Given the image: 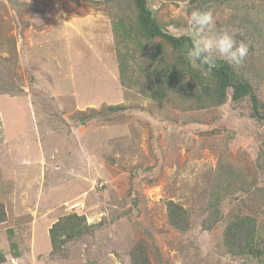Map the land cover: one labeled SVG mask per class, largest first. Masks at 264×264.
I'll return each instance as SVG.
<instances>
[{
  "label": "rangeland",
  "instance_id": "rangeland-1",
  "mask_svg": "<svg viewBox=\"0 0 264 264\" xmlns=\"http://www.w3.org/2000/svg\"><path fill=\"white\" fill-rule=\"evenodd\" d=\"M120 3L0 0L2 264H131L140 243L152 264H264L223 243L229 219L247 214L264 247V119L233 89L196 109L126 87L112 21L135 4ZM147 4L177 36H191L193 10L211 11L217 29L248 45L232 67L264 101L263 0ZM131 51L140 73L141 51ZM169 200L189 210L187 230L170 224ZM73 212L95 227L53 249L51 226Z\"/></svg>",
  "mask_w": 264,
  "mask_h": 264
},
{
  "label": "trees",
  "instance_id": "trees-1",
  "mask_svg": "<svg viewBox=\"0 0 264 264\" xmlns=\"http://www.w3.org/2000/svg\"><path fill=\"white\" fill-rule=\"evenodd\" d=\"M134 4V11H123L122 15H115L112 21L115 31L121 36V45H118L119 71L126 87L163 103L171 94L177 107L192 105L196 109L225 103L228 89H233L235 100L249 96L254 116L264 119V101L253 88L255 79L250 81L245 75L238 74L231 64L222 59H216L214 66L199 61L190 63L187 48L191 45V36H177L165 31L147 0H134ZM133 46L141 51L140 73L134 64L138 55L131 51ZM115 107L120 108L121 105ZM215 193L211 199L213 205H216L219 197V193ZM167 211L169 222L175 228L185 231L190 227L191 215L183 204L169 200ZM214 213L217 218L219 210ZM211 219L209 225H212ZM4 220L6 213L0 202V222ZM94 227L95 224L88 223L83 214L73 212L61 216L50 228L53 249L58 250L65 241L89 233ZM223 234L227 253L247 261L264 255L258 222L254 216L234 214L227 222ZM130 254L131 264H152L146 243L137 244ZM4 261L6 256L0 253V263Z\"/></svg>",
  "mask_w": 264,
  "mask_h": 264
},
{
  "label": "clouds",
  "instance_id": "clouds-1",
  "mask_svg": "<svg viewBox=\"0 0 264 264\" xmlns=\"http://www.w3.org/2000/svg\"><path fill=\"white\" fill-rule=\"evenodd\" d=\"M188 23L192 29L191 45L187 48L190 63L199 61L214 66L216 59H222L234 66L243 64L249 52L248 45L238 42L234 32L217 29L211 11L193 10Z\"/></svg>",
  "mask_w": 264,
  "mask_h": 264
}]
</instances>
